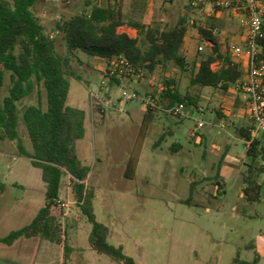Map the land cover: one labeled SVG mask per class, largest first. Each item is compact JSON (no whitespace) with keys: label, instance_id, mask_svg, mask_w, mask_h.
<instances>
[{"label":"rangeland","instance_id":"374dc122","mask_svg":"<svg viewBox=\"0 0 264 264\" xmlns=\"http://www.w3.org/2000/svg\"><path fill=\"white\" fill-rule=\"evenodd\" d=\"M193 1L154 0L149 5L147 0H137L135 4L133 0H122L121 11L125 19L134 18L162 30L173 28L178 18L186 14L188 21H194V27L188 28L185 44L189 43L184 44L181 53L191 64L209 51L202 44L198 29L225 31V13H229L218 10L216 17H208L205 12L211 11H206L207 4L202 3L203 9H199L200 4L194 8ZM86 2L97 0H39L34 7L35 17L45 34L54 39L62 56L65 43L55 26L60 20L81 13ZM260 2L264 9V0ZM120 32L137 37L134 29L122 28ZM230 36L229 32L216 35L222 52L229 56ZM143 40L140 37V46L146 49ZM237 44L242 46L239 41ZM199 46L203 47L202 52L198 51ZM77 57L72 66L79 80L69 81L67 105L86 113L85 136L77 141L76 154L89 169L86 190L94 196L96 221L109 230L108 244L122 247L124 254L137 264H264V173L259 178L258 200L246 202L241 172L248 160L245 144L234 129L248 122L239 116L236 107H231L234 95L192 87L189 72L182 73L173 65L109 88L103 82L102 60L82 53H77ZM217 66L212 65L213 70ZM169 79L182 94L188 92L197 106L205 108L204 113L185 106L187 118L179 121L161 112L147 114L138 100L127 103L124 113L107 110L102 115L91 109L90 94L101 87L115 101L123 90L153 94ZM9 86L6 73L0 102ZM28 106L45 108L42 87H36L32 95L17 103L18 136L24 149L31 152L22 120V112ZM216 112H221L223 118L218 119ZM197 121L206 125L192 139L190 133ZM176 145L180 149L173 152ZM44 194L40 170L29 159L20 157L17 142L0 141V239L32 222L44 206ZM57 201L68 205L66 210L56 206L53 212L62 240L67 243L66 257L62 245L40 237L22 240L12 247L0 245V264H119L90 247L92 227L81 214L68 176L62 178Z\"/></svg>","mask_w":264,"mask_h":264},{"label":"trees","instance_id":"16d2710c","mask_svg":"<svg viewBox=\"0 0 264 264\" xmlns=\"http://www.w3.org/2000/svg\"><path fill=\"white\" fill-rule=\"evenodd\" d=\"M38 1L0 0V88L6 73L10 84L7 95L0 102V141H16L20 157L29 159L31 165L40 170L45 186L44 206L32 222L0 239V245L11 247L18 240L41 237L58 246L62 245L66 257L67 243L62 240L60 226L53 212L59 199L62 178L69 176L81 214L92 227L90 247L116 263L137 264L124 254L122 247L108 244L109 230L96 221L92 207L94 196L86 190L89 169L81 163L75 148L77 141L85 136L86 113L67 105L69 81L73 78L79 80L72 66L78 60L77 53L97 57L105 63L123 57L136 73L148 75L173 65L182 73L189 72L190 86L215 90L222 95L242 79L243 69L229 54L222 52L221 43L213 35V28L198 29L202 41L210 42L212 47L189 64L181 53L188 33L186 14L180 16L171 29L148 27L134 18L125 19L121 11L122 0L86 2L81 13L57 22L55 30L62 36L66 48L62 56L56 50L54 39L45 34L39 19L34 15L33 10ZM215 1L205 0V3ZM136 2L133 0L134 4ZM200 5L199 9L205 6L202 3ZM186 9L191 10L190 6ZM121 28L134 29L137 37L131 38L121 33ZM140 37L144 38L146 49L141 48ZM257 46L258 62L264 63V24ZM213 64H218L216 70L211 68ZM102 76L105 78V75ZM119 85L116 79L109 81L110 87ZM36 87H42L45 92V108L28 106L22 112L32 147L31 152H27L17 132V103L32 95ZM146 95L157 97L163 106L181 103L186 107H197L188 92L182 94L171 79L164 80L159 90ZM150 112L155 111L147 110V114ZM216 113L218 119L223 118L221 112ZM249 130L250 125L247 124L235 128L234 132L244 144L250 143L245 151L248 163H243L245 169L241 172V178L244 200L253 203L258 200L261 191L259 178L264 173V141L251 139ZM163 138L164 135L159 138L158 144ZM179 149L180 146L176 145L172 151L178 152Z\"/></svg>","mask_w":264,"mask_h":264},{"label":"built area","instance_id":"2783aa9c","mask_svg":"<svg viewBox=\"0 0 264 264\" xmlns=\"http://www.w3.org/2000/svg\"><path fill=\"white\" fill-rule=\"evenodd\" d=\"M166 1V0H160ZM148 3H153L154 0H147ZM203 3V0H194L192 7L197 8L199 4ZM223 9L233 8L235 11L243 14V26L245 28V48H241L235 45L229 46V52L231 58L235 61H239L243 56L246 57V69L245 74L241 80L235 85L236 90H240L244 93V107L242 110V116L247 120L250 125L251 139L261 138L264 141V63L258 62L259 48L257 46V39L262 32V26L264 24V10L261 7L260 0H223L216 4ZM187 27L191 29L194 27V21L187 22ZM218 32L213 31V35L216 36ZM205 47H212V44L207 41L202 43ZM198 51L202 52L203 47L199 46ZM105 69L103 71L104 84L109 88V81L116 79L120 83L132 82L135 79H143V73H136L133 66L123 57H118L109 63H105ZM218 65V64H213ZM218 67V66H217ZM213 69L214 67L211 66ZM91 109L100 114H104L107 110H116L119 113H124L125 105L133 100L140 101L147 110L155 112H161L164 115L172 116L178 120H184L187 118L185 113L184 104H174L172 106H166L160 104L157 97L150 95H140L138 93L123 90L121 96L117 100L112 101L110 94L105 92V87H101L98 92L90 94ZM196 113L203 114L205 108L197 106L195 108ZM205 123L197 121L195 129L191 131L190 137L195 139L198 137V131L205 127ZM221 128L223 126L219 125ZM250 143H245V149L247 150ZM69 178V176H68ZM56 206L63 210L68 209V205L56 201Z\"/></svg>","mask_w":264,"mask_h":264},{"label":"crops","instance_id":"0c3cea01","mask_svg":"<svg viewBox=\"0 0 264 264\" xmlns=\"http://www.w3.org/2000/svg\"><path fill=\"white\" fill-rule=\"evenodd\" d=\"M221 1H223V0H221ZM260 1H262V0H260ZM218 2H220V0H216L215 3H208V2L205 3V0H203L204 5L207 4L206 6L208 7V10H206V11H211V12H205V15H207L208 17L209 16L216 17V15H217L216 12L218 10H227V11H229V13H225L227 15L226 16L227 18H226V20L224 19L225 22L223 23L225 31H220L219 32L218 29H216V28H214L213 31L219 32V33H217V35L226 34V33L229 32L232 35V36H230L231 39H232L231 42H230L231 45H235V46L239 47L240 45L237 44V42L239 41V43H241L242 46H243V47L242 46H240V47L245 48V28L243 26V22H244L243 21V17L240 15L241 13H239V11H235L233 8L223 9V8H221V7L216 5ZM148 4L152 5L153 3H148ZM209 7H211V8L209 9ZM221 18H223V17H221ZM122 33H124V32H122ZM188 33H190L189 29H188ZM219 42L221 43V40H219ZM185 43H186V38H185L184 44ZM188 43H189V41L187 42V44H185V46L186 45L188 46ZM184 44H183L182 50L185 47ZM246 61H247L246 57H244V56L238 61V63L241 65V67L243 69L244 74L246 72L245 71V69H246ZM239 91L240 90H236L235 88H232L231 90H229L228 93H231L232 95H234V97L232 99L233 102H232V104H230L231 107H233V108L236 107L235 109L240 112L239 116H241V115H243L241 112H242L243 107H244V96H242V92H239ZM245 125H247V124L243 123L240 126H245ZM37 238H40V237H37ZM32 239H35V238H32ZM22 240L29 241L30 239H22ZM22 240L16 241L12 246H14L17 243L22 242Z\"/></svg>","mask_w":264,"mask_h":264}]
</instances>
